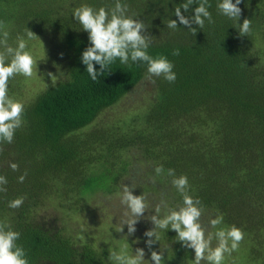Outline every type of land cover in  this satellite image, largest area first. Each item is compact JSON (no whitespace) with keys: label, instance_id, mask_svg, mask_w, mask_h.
Returning <instances> with one entry per match:
<instances>
[{"label":"trees","instance_id":"1","mask_svg":"<svg viewBox=\"0 0 264 264\" xmlns=\"http://www.w3.org/2000/svg\"><path fill=\"white\" fill-rule=\"evenodd\" d=\"M115 2L0 0L9 44L15 46L27 28L48 35L46 59L60 76L23 103L22 127L11 144H0V175L8 181L7 191L0 192V221L20 233L16 243L29 264H112L110 250L75 242L64 223L45 219L46 204L77 213L98 193H120L127 184L135 185L134 195H158L167 204L165 214L183 203L167 174L174 169L177 177H188L189 194L201 201V222L208 231H216L209 221L220 215L219 227L244 231L238 251L226 256L229 264H264V0H242L239 21L219 12V0H209L214 23L206 20L202 29L193 25L195 35L179 23L174 30L167 27L169 20H178L175 8L186 0H121L152 36L148 53L166 56L177 78L149 80L146 63L117 59L93 81L81 60L90 46L88 33L73 12L82 4L110 9ZM197 6L182 12L194 15ZM245 18L251 19L252 31L241 37L238 27ZM175 49L179 55L172 54ZM20 81L19 75L10 79L9 95ZM141 91L147 99L143 107L128 108L125 118L114 122L102 117ZM160 165L164 172L157 175ZM19 197L22 206L8 207ZM157 231L169 242L166 260L192 257L176 232Z\"/></svg>","mask_w":264,"mask_h":264},{"label":"clouds","instance_id":"2","mask_svg":"<svg viewBox=\"0 0 264 264\" xmlns=\"http://www.w3.org/2000/svg\"><path fill=\"white\" fill-rule=\"evenodd\" d=\"M242 0H219L217 9L230 19L239 21L242 9L239 5ZM193 4L198 6L193 9L194 15L185 16L183 12H188ZM209 0H186L175 8V16L167 23L169 29H176L178 23L184 25L192 32H197V27L202 29L205 21L214 23L209 8ZM183 9V12H182ZM128 13V5L116 0L114 7L101 6L98 9L82 4L74 9L73 16L88 33L90 46L82 53V63L86 65V72L95 81L103 75L109 66L117 59L122 64L143 62L147 64V78L163 77L172 83L176 80V73L173 71L174 64L164 55L153 57L148 53L152 42V36L148 34V29L144 22L133 18ZM251 19L245 18L243 23H239L238 32L241 37L248 36L252 31ZM9 31L4 21H0V144H11L14 140L15 132L22 127L24 104L9 95V81L17 75L31 78L34 75L36 60L28 48V41L35 39L37 35L29 28L25 29V35H18L16 45L9 44ZM179 55V49L172 53ZM96 65L100 68L97 70ZM51 76L52 74L49 73ZM155 82L154 80L152 81ZM3 149L0 148V152ZM13 171H19L17 163H11ZM157 175L164 172L162 165L155 168ZM167 174L172 176V184L183 198L182 206L168 209L161 217V206L167 208V204L161 201L155 207V214L147 219L151 221L154 228L147 230L144 235L147 237L146 245L151 251V261L154 264H162L164 261L165 249L160 251L152 250L153 245L159 241L160 236L157 229L169 230L177 233V241L183 247L194 250L195 258L192 264H201L207 261L208 264H224L226 256H231L238 251L241 242L244 240V231L236 225L219 227L223 223V216H217L209 221L211 228L215 232L208 231L201 223V216L204 208L198 198L189 194V181L186 175H175L174 169H168ZM26 173L19 176V182L23 183ZM155 183V178H153ZM8 181L5 176L0 175V192H6ZM135 185L123 186L121 203L126 206L124 212V226L128 228V235H134L137 231L136 224L144 217L148 208L146 195H134ZM24 202V197H19L9 201L8 207L19 208ZM20 238V233L12 230L5 221H0V264H29L26 252L22 246L16 242ZM213 240L216 241L213 246ZM108 259L112 264H144L145 249L137 248L134 254H130L127 244L123 245L119 251H109Z\"/></svg>","mask_w":264,"mask_h":264},{"label":"rangeland","instance_id":"3","mask_svg":"<svg viewBox=\"0 0 264 264\" xmlns=\"http://www.w3.org/2000/svg\"><path fill=\"white\" fill-rule=\"evenodd\" d=\"M28 44L30 45L29 50L36 60L34 75L31 78L19 75V77H22V81L19 82V88L10 95L14 96L22 103L29 101L41 89L46 88L50 82H54L60 77L55 73V68L48 64L46 59L48 47L50 45L49 36L41 34L35 39L29 40ZM49 73L52 75L50 76ZM146 103L147 99L143 91L139 94L130 93V95L125 96L118 104L108 108L103 113L102 117L111 122L122 120L125 118V113L128 108H134V110H136L139 107H143ZM149 162H151V159ZM122 190L123 188H121L120 193H115L110 196H103L98 193L92 200L85 202L84 209L77 213H64L59 207L55 206V202L46 204V207L42 213H40L44 215L47 220L56 217L60 226L64 223L68 231L75 238V242L89 243L95 248L105 247L111 251H119L123 245L127 244L130 254H134L137 248H144L146 252L144 264H154V262L151 261V251L146 245L148 238L145 237L144 233L154 228V225L147 218L155 214L156 205L160 204L163 200L159 199L158 195L151 196L150 191L144 192L148 208L144 217L136 224L137 231L135 234L129 236L126 225L123 231L120 232L121 227H123V220L125 219L124 212L126 211V206L121 203ZM164 208L165 207L161 208L159 214L161 217L164 215ZM62 217H64L63 221ZM168 243L166 239L160 238L152 248V250L155 251H160L161 248L165 249L164 261L162 264H192V260L195 258L194 250L190 258H185L183 260L175 258L173 262L166 260V255L168 251H170L169 246H167ZM245 245L248 246L249 243H245ZM213 246H215V243H213ZM225 260L228 264L230 263L228 257H226ZM235 260L237 261L238 259L235 258ZM206 263L208 262L206 261ZM239 263L242 264V262ZM246 264H248V260Z\"/></svg>","mask_w":264,"mask_h":264}]
</instances>
